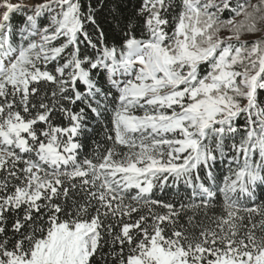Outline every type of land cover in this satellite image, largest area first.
<instances>
[{
    "label": "snow or ice",
    "instance_id": "1",
    "mask_svg": "<svg viewBox=\"0 0 264 264\" xmlns=\"http://www.w3.org/2000/svg\"><path fill=\"white\" fill-rule=\"evenodd\" d=\"M0 264H264V0H0Z\"/></svg>",
    "mask_w": 264,
    "mask_h": 264
},
{
    "label": "trees",
    "instance_id": "2",
    "mask_svg": "<svg viewBox=\"0 0 264 264\" xmlns=\"http://www.w3.org/2000/svg\"><path fill=\"white\" fill-rule=\"evenodd\" d=\"M91 150H92V145H91V141H89V145H88V147H86V148L84 149V151H85V152H91ZM180 191H181V192L184 191L183 186H181ZM156 196H157V197H162V198H164V199H166V200H167V199H171V198H172V189H166L164 192L157 191V192H156Z\"/></svg>",
    "mask_w": 264,
    "mask_h": 264
},
{
    "label": "rangeland",
    "instance_id": "3",
    "mask_svg": "<svg viewBox=\"0 0 264 264\" xmlns=\"http://www.w3.org/2000/svg\"><path fill=\"white\" fill-rule=\"evenodd\" d=\"M25 2H28V0H25Z\"/></svg>",
    "mask_w": 264,
    "mask_h": 264
}]
</instances>
